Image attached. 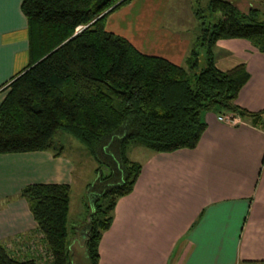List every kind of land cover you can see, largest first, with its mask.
Here are the masks:
<instances>
[{
	"label": "trees",
	"instance_id": "obj_1",
	"mask_svg": "<svg viewBox=\"0 0 264 264\" xmlns=\"http://www.w3.org/2000/svg\"><path fill=\"white\" fill-rule=\"evenodd\" d=\"M130 1L22 0L29 62L9 82L0 104V154L50 151L57 157L64 150L57 136L67 133L98 164L99 174L86 190L88 264H97L98 243L116 201L131 192L140 172L128 147L192 148L205 128L203 112L237 113L242 120L264 113L235 104L248 79L244 63L221 70L214 54L219 39H245L264 52V2L246 11L238 0L193 6L198 28L184 65H177L141 53L105 28L107 16ZM19 196L29 205L41 249L32 241L12 250L0 243V264H76L78 228L71 238L68 228L70 185L32 183ZM241 263L264 264V259Z\"/></svg>",
	"mask_w": 264,
	"mask_h": 264
},
{
	"label": "crops",
	"instance_id": "obj_2",
	"mask_svg": "<svg viewBox=\"0 0 264 264\" xmlns=\"http://www.w3.org/2000/svg\"><path fill=\"white\" fill-rule=\"evenodd\" d=\"M21 2L0 0V104L9 82L29 62ZM161 2L131 0L107 16L105 28L141 53L184 65L196 18L193 14L188 34L190 27L167 16L169 0ZM214 54L221 70L245 65L248 79L235 104L252 113L264 110V52L245 39H219ZM202 119L205 128L194 147L144 152L131 192L117 199L102 233L97 264L264 259V113L235 125L219 121L213 111L203 112ZM73 171L64 150L57 157L50 151L0 154V243L12 250L32 241L40 250L34 240L40 235L33 232L29 205L19 192L32 183L69 184L71 191ZM90 200L85 194L79 214L88 213ZM70 213L69 204L68 219Z\"/></svg>",
	"mask_w": 264,
	"mask_h": 264
},
{
	"label": "rangeland",
	"instance_id": "obj_3",
	"mask_svg": "<svg viewBox=\"0 0 264 264\" xmlns=\"http://www.w3.org/2000/svg\"><path fill=\"white\" fill-rule=\"evenodd\" d=\"M159 1L164 2V0ZM187 1L188 0H169L167 16L172 19L175 18L179 27H190L187 32L188 34H190V31H192L191 20L193 15V8L189 7ZM208 1L209 0H192V3L196 7L206 8ZM261 1L264 2V0H238V4L242 10L246 11L250 4L256 6L258 5L257 3ZM258 7H261V5H259ZM203 14L207 15V11H204ZM195 22L197 26V24H199L198 20L196 19ZM57 139L63 144L65 154L71 158L74 165V182L71 186L70 191L71 213L68 219L69 238L75 235L74 227H79V233L77 234L78 238L76 240V244L73 247L74 260L76 261V264H88L86 249L84 247V233L86 229V218L88 216V213H79H82L84 211H82V203L87 190V186L85 188V184L92 183L97 178L99 173L97 174L95 169L98 164L89 155L87 148L78 140L69 136L67 133L58 134ZM148 150L149 149L141 145L130 146L127 150V156L133 161L140 162L144 152H148ZM100 171L103 174H107L109 172V168L105 165H102ZM34 240L38 241L37 238H34ZM36 244H39V241ZM75 246L78 247L80 261L78 260V257H76L78 256V253L75 251ZM39 249L41 248L39 247Z\"/></svg>",
	"mask_w": 264,
	"mask_h": 264
},
{
	"label": "built area",
	"instance_id": "obj_4",
	"mask_svg": "<svg viewBox=\"0 0 264 264\" xmlns=\"http://www.w3.org/2000/svg\"><path fill=\"white\" fill-rule=\"evenodd\" d=\"M82 27L78 26L77 31H79ZM217 119L221 122L235 125L237 123H240L242 121L241 117L237 113H223V114H218Z\"/></svg>",
	"mask_w": 264,
	"mask_h": 264
}]
</instances>
